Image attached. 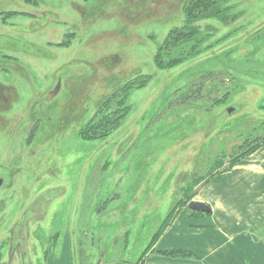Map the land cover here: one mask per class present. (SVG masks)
<instances>
[{
  "label": "rangeland",
  "instance_id": "obj_1",
  "mask_svg": "<svg viewBox=\"0 0 264 264\" xmlns=\"http://www.w3.org/2000/svg\"><path fill=\"white\" fill-rule=\"evenodd\" d=\"M197 3L44 0L26 8L45 15L36 26L13 18L14 32L0 38V175L19 172L0 189V260L10 257L21 187L30 202L66 186L32 227L45 250L36 264H138L172 209L255 153L258 164L264 0L186 11ZM66 32L69 45L46 47ZM255 140L263 143L249 150Z\"/></svg>",
  "mask_w": 264,
  "mask_h": 264
},
{
  "label": "crops",
  "instance_id": "obj_2",
  "mask_svg": "<svg viewBox=\"0 0 264 264\" xmlns=\"http://www.w3.org/2000/svg\"><path fill=\"white\" fill-rule=\"evenodd\" d=\"M257 153L264 162V147ZM255 155L193 194L188 202L211 213L181 207L138 264H264V170Z\"/></svg>",
  "mask_w": 264,
  "mask_h": 264
},
{
  "label": "flooded vegetation",
  "instance_id": "obj_3",
  "mask_svg": "<svg viewBox=\"0 0 264 264\" xmlns=\"http://www.w3.org/2000/svg\"><path fill=\"white\" fill-rule=\"evenodd\" d=\"M105 133V131H104ZM96 141V138H94V142ZM116 149V148H114ZM42 164V162H41ZM39 165L41 168L40 170L36 169L37 173L42 172V165ZM22 168V167H20ZM7 170V179L5 176L0 175V178L3 179V183L0 186V189L3 187L12 188V182H14V178L16 177V173L18 171H12L11 168H3ZM43 173L38 174L37 179L42 178ZM36 179V178H35ZM6 180L7 183H6ZM28 180V179H27ZM34 180V179H33ZM22 181V180H21ZM20 181V183H22ZM53 182V180H51ZM54 183H48L46 182V185L49 187L50 185ZM22 185V184H21ZM43 187V184L40 185V189ZM64 185H53L51 188H44L39 192L30 202L27 200V197L29 195L31 196L32 193H30L29 189L21 187V191L24 193V196H21L20 204L22 205L20 213L17 215L15 212L14 220L12 224L9 225V244L7 247V255L10 254V257H4L0 260V264H36L35 259L33 256L37 254L39 251L42 252L43 255H45V250H43V247L41 245L33 243L32 240L36 239L38 240L39 237V229L33 230L32 227H35L39 220L43 219V216L46 214V209L48 206L51 205L52 202L56 201V199H53L52 193L53 192H59L60 194L64 195L66 192H64L63 188ZM29 188V186H28ZM36 188V187H35ZM32 191V190H31ZM57 198V197H56ZM61 198H58L57 200H60ZM50 210V208H49ZM38 214H40L38 216ZM34 217V218H32ZM38 226V225H37ZM33 230V231H32ZM128 229H121L122 235L128 234ZM121 236V235H120ZM2 246L0 245V252L2 251ZM1 257V256H0ZM54 258V259H53ZM61 257H53L50 258V261L47 262V264H62Z\"/></svg>",
  "mask_w": 264,
  "mask_h": 264
},
{
  "label": "trees",
  "instance_id": "obj_4",
  "mask_svg": "<svg viewBox=\"0 0 264 264\" xmlns=\"http://www.w3.org/2000/svg\"><path fill=\"white\" fill-rule=\"evenodd\" d=\"M43 1L44 0H17V1L16 0H0V38L6 36L5 33H7V32H14V31H12V28L8 29L7 27L13 25L12 21L15 20L13 18H15L17 15H23L24 17H22V18H27L26 23L29 26H31V27L32 26H36L39 17H44L45 15L39 14V15H37L38 16L37 17L32 12L26 11V8L30 10L31 8L29 6L37 7ZM86 1H89V0H86ZM193 1L196 2V3L199 2V0H193ZM214 1L215 0H201L199 3H197L196 6H192L190 8H186L185 7V8H186V11H188V13L189 12L190 13H192V12H200V10H201V12H203L202 11V7L203 6L206 7L209 3H212ZM20 2L23 3V5H26L23 9L17 7ZM197 6H199V9H200L199 11L195 10ZM17 8L21 9L22 11L18 10ZM78 8L80 9L79 14H80V17H81V15L83 14V11L85 10L86 7L85 6H79ZM34 18H37V19H34ZM42 26L43 27H47V25H45V24L42 25ZM67 35H70V34H68L67 32L64 33L62 37H65V39L63 41H58V42L53 40L52 39L53 37H47L48 39H47L46 47L49 46V47L52 48V45H54L55 47H63V46L69 45V42L66 43V36ZM174 45H176V44H174ZM105 134H106V132H105ZM261 143H263V142H259V141L255 140L254 143L252 145H250V147L248 149L249 150H254L259 145H261ZM242 146H245V144H243ZM173 211H174V209H172V212L169 214V219L167 220L165 225L162 227L161 232L164 230V228L167 226L168 222L171 220V218L175 214V212H173ZM161 232H159L156 235L159 237Z\"/></svg>",
  "mask_w": 264,
  "mask_h": 264
},
{
  "label": "water",
  "instance_id": "obj_5",
  "mask_svg": "<svg viewBox=\"0 0 264 264\" xmlns=\"http://www.w3.org/2000/svg\"><path fill=\"white\" fill-rule=\"evenodd\" d=\"M60 91V81L58 82V84L56 85V87L50 92V96L48 97L49 99H52L54 96H56ZM3 183V179L0 178V186ZM189 207L192 210L195 211H201V212H205V213H211V208L210 206H208L207 204H204L202 202H196V201H192L189 203Z\"/></svg>",
  "mask_w": 264,
  "mask_h": 264
}]
</instances>
